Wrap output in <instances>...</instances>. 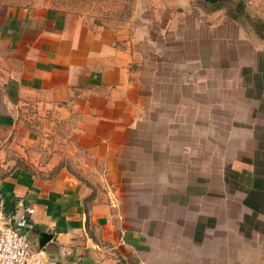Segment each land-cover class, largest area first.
I'll return each instance as SVG.
<instances>
[{
	"label": "crops",
	"instance_id": "0c3cea01",
	"mask_svg": "<svg viewBox=\"0 0 264 264\" xmlns=\"http://www.w3.org/2000/svg\"><path fill=\"white\" fill-rule=\"evenodd\" d=\"M190 35L164 43L143 27L0 5V211L10 206L33 247L40 233L50 234L39 247L42 264H264V46L236 44L223 30ZM204 101L214 105L207 115ZM54 116L76 121L73 141L101 164H115V152L136 139L142 149L162 151L164 165H198L191 135L209 119L226 135L224 144L237 135L238 150L227 154L228 170L207 179L222 185L200 192L205 179L187 178L193 168L166 173L159 180L196 188L188 195L182 183L167 189L159 211V192L148 191L125 211L88 198L69 175L42 178L25 168L40 121ZM144 132L151 136L141 139ZM184 150L194 157L183 160Z\"/></svg>",
	"mask_w": 264,
	"mask_h": 264
},
{
	"label": "rangeland",
	"instance_id": "374dc122",
	"mask_svg": "<svg viewBox=\"0 0 264 264\" xmlns=\"http://www.w3.org/2000/svg\"><path fill=\"white\" fill-rule=\"evenodd\" d=\"M201 1L202 0H0V5L9 7L46 8L54 11L60 16L70 17V19L75 18L90 25L115 27L127 24L128 26H138L140 29L143 27L144 30L146 28L147 31L154 34L156 40H165L164 43H174L171 42L174 37H179L180 39L189 38L191 33L196 34L199 29L201 30L204 28L209 32L216 31L219 33L223 30L225 34L230 33L231 37L235 38L236 44L240 43V41H246L247 43L252 41L255 44L258 42L261 47L264 46V42H261V39L258 40L259 38L257 39L256 35L251 31V26L258 29L261 27L259 21L264 23V0H241L248 12V19H243L248 26L229 18L223 9L207 11L209 5H203ZM221 36H223V33ZM181 45L180 48L187 46L188 43ZM190 45V47L194 46L193 42L192 44L190 43ZM182 83L184 89L183 94L188 95L189 91L191 92V87L187 85L189 84L188 82L182 81ZM199 86L200 85H198V87ZM198 87H196V90L201 95L203 89L201 87L197 89ZM208 102L209 101H204L202 104L201 110L203 115H207V109L214 107L213 104ZM185 110L186 106L184 105L183 116L186 114ZM142 118L140 121L143 120ZM193 120L195 121V118H193ZM199 120L202 121V117H200ZM220 120L223 121L222 118ZM209 121H203L204 125L202 127L199 125L200 129L204 128V130H200L202 134L191 135V138L193 137L194 139L195 135V139L197 138L198 162L195 163L199 164L194 166V159H192L193 167L188 164L180 170V168L175 165L167 166L166 164L164 165V160H159V154L162 151L159 149H142V142L135 143L136 139L134 142L128 141V143H125L126 148L120 150V152H115L113 156V162H115V164H101L100 160H96L93 157V151L80 149L78 143L73 141V131L71 128L76 121L74 119H72V121H64L62 118L54 116L53 118L40 121L39 138H37V142L33 146L32 161L28 162L25 168L42 178H50L58 174L69 175L86 187L89 193L88 198H93L94 196L97 202H113L117 204L118 208H124L125 211L128 210V207H130V211L133 204L141 202L142 196L144 195L143 193L158 191L160 198L158 197L156 210L159 211L161 207L159 200H165L164 192H166L167 189L174 191L176 186L182 183L184 195H188L196 188H192L193 183L185 181L159 180L164 177L166 173L174 175L176 172L183 173L185 170L193 168V171H187L189 173L187 174V178H190V176L193 178V174H198L205 179L198 182V185H201V187H198L200 192L209 184L217 186L222 185L221 182H211V180L208 182L207 179L211 174H222L226 169L228 170V166L226 165L228 155L233 154L236 150L233 149L232 144L237 145V135H234L236 138L231 135V143L228 142L224 144L226 135H222V132H217V125L214 124L213 126L211 125V121ZM233 121L237 122V119ZM232 125L234 124L232 123ZM195 131L196 130H194V132ZM197 132L198 131L195 133ZM165 135L170 140L175 136L169 131L165 133ZM140 136L141 139H145L151 135L144 132L140 134ZM160 137L162 136L160 135ZM188 138H184L182 142L189 143L190 139ZM128 139H131V137ZM207 140L211 145L209 149H206L205 143ZM158 141L161 142L163 140ZM212 141H214V147H212ZM162 144L160 143L157 147H160ZM224 145L227 147L224 148ZM229 145L232 150L228 148ZM170 151L172 152L169 154L170 158H174L173 152H175V150L172 148ZM186 151L187 153L185 150L182 151L183 160L194 157L191 150ZM141 159H144V161L149 159L150 162L148 160L144 165H139L138 163L141 162ZM124 215L127 216L126 212H124ZM205 219V216L200 215L199 222H204Z\"/></svg>",
	"mask_w": 264,
	"mask_h": 264
},
{
	"label": "built area",
	"instance_id": "2783aa9c",
	"mask_svg": "<svg viewBox=\"0 0 264 264\" xmlns=\"http://www.w3.org/2000/svg\"><path fill=\"white\" fill-rule=\"evenodd\" d=\"M13 220L10 209L0 211V264H42L41 248L33 247L26 232L16 228Z\"/></svg>",
	"mask_w": 264,
	"mask_h": 264
},
{
	"label": "trees",
	"instance_id": "16d2710c",
	"mask_svg": "<svg viewBox=\"0 0 264 264\" xmlns=\"http://www.w3.org/2000/svg\"><path fill=\"white\" fill-rule=\"evenodd\" d=\"M201 3L203 5H209V7H207V11L223 9L225 14L228 15L229 18L233 19L234 21H238L241 24H246L243 19H248V12L241 0H202ZM259 22L261 24V27L258 29L250 25L251 31L256 35L257 38L264 40V23L261 21ZM245 26L248 25L246 24Z\"/></svg>",
	"mask_w": 264,
	"mask_h": 264
},
{
	"label": "water",
	"instance_id": "95a60500",
	"mask_svg": "<svg viewBox=\"0 0 264 264\" xmlns=\"http://www.w3.org/2000/svg\"><path fill=\"white\" fill-rule=\"evenodd\" d=\"M10 206L5 207L4 211L6 212ZM50 239V234H47L45 232L40 233L39 238H38V246L42 247L43 244Z\"/></svg>",
	"mask_w": 264,
	"mask_h": 264
}]
</instances>
